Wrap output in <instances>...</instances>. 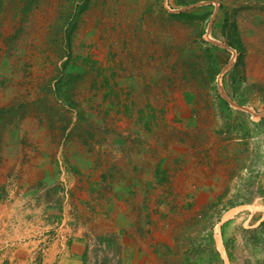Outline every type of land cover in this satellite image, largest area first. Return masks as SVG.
I'll return each instance as SVG.
<instances>
[{"label": "rangeland", "instance_id": "374dc122", "mask_svg": "<svg viewBox=\"0 0 264 264\" xmlns=\"http://www.w3.org/2000/svg\"><path fill=\"white\" fill-rule=\"evenodd\" d=\"M43 188L85 264H264V0H0V264Z\"/></svg>", "mask_w": 264, "mask_h": 264}, {"label": "crops", "instance_id": "0c3cea01", "mask_svg": "<svg viewBox=\"0 0 264 264\" xmlns=\"http://www.w3.org/2000/svg\"><path fill=\"white\" fill-rule=\"evenodd\" d=\"M38 158L36 162L33 161L32 163L24 164L19 169L14 167L13 174L18 173L17 176H21V184H36L42 180L44 182L50 176L54 177V175H51V169L53 170L54 168L45 164L46 162L42 156ZM45 188L40 190L38 201L35 202L36 205L32 203L36 209L41 211L37 215L38 217H36L35 222L37 224L33 226L32 222H29L27 224L32 225V228H23L22 230V226L18 224L16 230L19 234L32 231L35 236L37 235V239L27 241L23 244L16 243L18 250L15 249L12 252L14 255L12 254L10 259H16L21 264H31L35 260L34 254H39L37 259L38 264H85V259L90 254L89 246L87 245L88 239L86 237L89 232L86 230L88 229L87 226L85 224L82 226L79 215L70 214L67 208L63 207L62 210L55 208L54 202L51 199H46L44 194ZM10 196L13 197V195ZM12 204L16 205L15 203ZM10 206L11 203H0V225L6 228H3L5 232L3 233L4 236L2 239H0L1 241L5 237H8V232H10L9 226L14 220V211ZM16 206L20 207L18 203ZM27 224L25 225L27 226ZM15 235L17 234L15 233ZM18 252L21 258L17 257Z\"/></svg>", "mask_w": 264, "mask_h": 264}, {"label": "trees", "instance_id": "16d2710c", "mask_svg": "<svg viewBox=\"0 0 264 264\" xmlns=\"http://www.w3.org/2000/svg\"><path fill=\"white\" fill-rule=\"evenodd\" d=\"M259 227L264 229V219L259 223ZM209 238H210L209 246L208 247H202L201 249H199L198 256H200V258H203L204 254L208 253V254H210V257H211L210 264H225L224 259L220 255V252L217 250V248L214 245V241H213L211 234H210ZM225 247L227 250V246H225ZM201 264H204V261H202Z\"/></svg>", "mask_w": 264, "mask_h": 264}, {"label": "bare ground", "instance_id": "6f19581e", "mask_svg": "<svg viewBox=\"0 0 264 264\" xmlns=\"http://www.w3.org/2000/svg\"><path fill=\"white\" fill-rule=\"evenodd\" d=\"M217 244H218V247L221 249V245H220V243H219V240H218V243H217Z\"/></svg>", "mask_w": 264, "mask_h": 264}]
</instances>
